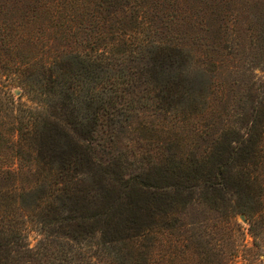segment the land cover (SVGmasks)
Listing matches in <instances>:
<instances>
[{
    "label": "trees",
    "instance_id": "16d2710c",
    "mask_svg": "<svg viewBox=\"0 0 264 264\" xmlns=\"http://www.w3.org/2000/svg\"><path fill=\"white\" fill-rule=\"evenodd\" d=\"M17 2L21 1L13 4ZM177 5L176 0H30L20 7L21 18L9 20L10 8L0 4V50L27 38L26 16L46 19L32 40L36 43L42 37L45 53L23 64L19 81L30 100L36 101L35 111L42 113L21 119L24 141L17 150L21 161L17 170L0 168V264H182L185 260L186 264H232L236 260L238 251L226 261L221 245H207L206 230L203 235L199 226L187 228L178 208L183 199L194 198L196 184L204 188L199 199L212 208L222 201L230 203L234 196L243 197L233 208L248 220L254 218V201L264 206V192L255 189L260 184L253 186L250 174L242 169L253 163L256 154L261 156V145L264 149V79L245 85L237 68L236 78L226 85L229 97L212 91V103L205 91L198 95L196 80L201 73L193 76L185 65L188 54L181 40L185 24L175 25V30L164 24L173 22L172 8L178 9ZM108 8L118 15L111 18ZM253 36L252 56L264 61V26ZM106 38V46L100 47ZM219 42L220 50L225 48L224 36ZM143 49L152 59L146 72L136 62ZM113 61L120 62L115 67L119 70L109 67ZM167 87L166 94L159 93ZM220 103L222 110L217 109ZM208 107L212 116L201 113ZM195 114L204 116L197 138L208 140V153L196 157L166 153L165 163L156 171L126 174L125 162L106 165L90 143L99 133L114 139V133L133 123L135 131L164 128L171 140ZM224 115L229 121L244 122L245 132L238 136L236 128L228 130ZM229 147L231 151H226ZM236 149L240 150L235 158L231 154ZM8 176L12 182L1 184L3 179L10 181ZM18 180L22 185L16 196ZM169 185L176 190L166 201L163 190ZM184 190L190 193L183 196ZM29 224L43 236L35 248L24 243ZM248 229L257 235L254 220Z\"/></svg>",
    "mask_w": 264,
    "mask_h": 264
},
{
    "label": "rangeland",
    "instance_id": "374dc122",
    "mask_svg": "<svg viewBox=\"0 0 264 264\" xmlns=\"http://www.w3.org/2000/svg\"><path fill=\"white\" fill-rule=\"evenodd\" d=\"M15 1L17 0H0L3 8L5 5L10 8L9 20L10 18H21L23 12L20 7L30 3V0H18L21 2H17L14 5L13 2ZM176 2H178V9L172 8L173 12L176 13V17L174 16L173 22L167 21L164 24L169 29L175 25L185 24L183 26L184 30L182 29L181 31L184 37L181 39L183 41L182 48H185L184 52L188 54L185 65L188 64V70L193 72V76L194 73H201V76L197 77L196 80L198 81L197 89L200 88L197 91L198 95L204 96L205 91L207 98L212 103V91L218 96L229 97L230 93H228L226 85L236 78L237 75H235L234 71L237 68L239 69V80L241 83V76H243L245 85L248 86L249 84L253 86L256 82L263 81L264 61L253 58L252 55L255 50H253L252 44L254 45L253 40L256 39L253 35L259 34L264 26V0H176ZM222 7H226L224 10L227 9V13ZM99 9H105V7L100 6ZM107 10L106 14L108 13L111 18L119 13L114 8H108ZM0 18H2V14H0ZM43 22H46L43 16L33 18L26 16L24 28L28 32L27 38L23 41L16 40L12 47H10V43L6 47L8 49L0 50V168L4 167L10 171H16L21 162L17 151L20 148V142L24 141L20 137L21 122L32 119L35 114L39 115L42 113L35 111L36 101L30 100L23 88L19 86V81L24 69L22 67L23 64L45 53V45L43 41H40L43 39L42 37L39 42L35 43L32 41L35 37H38L35 35L37 33L36 29ZM125 22L127 23V21ZM176 28L172 29L175 30ZM222 35L226 40L225 48L221 49L223 51L220 50L221 45L219 42L221 41L222 43ZM108 39H103L99 46H106ZM119 48L121 50V47ZM188 59L191 60L190 63H188ZM136 62L139 64V68L146 72L152 65L150 53L143 49L142 54L136 58ZM118 63L120 64V62ZM119 64L113 61L109 67L112 70H119V68H115L119 67ZM144 75L146 76L147 74L144 73ZM158 89L160 88H155V91L158 92ZM168 90L169 88L167 87L160 90L162 92L159 93L166 94ZM209 108L201 113L212 116L208 111ZM217 109H223L221 103L217 106ZM23 117H25V121H21ZM200 117L196 114L188 117L185 125L178 129L177 132L175 131L174 135L170 132L173 138L171 140L168 139L169 133L164 128L159 127L161 131H157L158 133L153 128L135 131V124L133 123L118 135L114 133V139H108V134L99 133L90 140V143L95 147L96 156L102 158L106 165L114 162L121 163L117 160L125 162L123 172L126 174L129 172L137 173L140 169L148 168L156 171L157 167L165 163L166 153L178 151L182 156L189 157L194 155L196 157L205 151L208 153V140L203 138L198 140L197 138V129H199V123H202L204 116L202 119ZM224 117L226 119L223 120V124L225 126L229 125L228 130L236 128L238 136L245 132L246 126L244 122L242 123L241 120L229 121L227 116L224 115ZM235 117L240 116L236 113ZM249 125L250 127L252 126L251 123ZM262 146H260L261 156L256 154L253 163H249L246 167L245 165L242 167L243 163L240 160L237 168L242 167L243 171L247 170L248 174H250V180L253 181L252 185L260 184V188L255 186L256 191L264 192V149ZM204 147L206 149L202 150ZM231 149L229 147L226 151H231ZM239 150H233L231 156L236 158ZM226 151L224 150L225 153ZM8 179L10 181H4L3 179L1 184H10L12 176H8ZM19 180L17 181V189H14L16 196L21 191L22 183ZM25 180L27 179L23 180L24 183H26ZM200 185L196 184L194 190H192L194 198H186L180 201V204L178 203L180 208H176L180 209L182 213L180 220L185 223L187 228L193 225L199 226L198 231H201L203 235V229L206 230V237L209 238L207 245L210 247L215 246V244L221 245L223 248L222 254L226 261L229 260L231 252L238 251L236 260L232 264L264 263V206L259 201H254V218L252 217L249 221L245 215L247 218L245 222L240 217L241 212H234L233 208L238 202H241L240 198L242 199L243 197L234 196V198H231L232 200L230 199V203L222 201L223 203H220L219 207L212 208L203 203L201 198L199 199L198 196L204 189ZM174 190L176 189L171 185L163 190L167 196L165 197L166 201L170 200V197L175 192ZM14 192L10 195L11 203H15L16 200ZM189 193V190H184L183 196H187ZM153 202L151 201V204ZM170 202L172 203L173 201L171 200ZM223 204H225V207ZM152 208L156 209L155 206H152ZM0 210H3V208H0ZM10 210L11 208L8 209V211ZM159 210L164 209L161 208ZM168 214L172 216L171 212H168ZM253 220L256 222L258 230L255 236L248 229ZM29 226L30 224L28 225V230H25L24 243L30 248H35L43 236L41 231ZM210 259L215 260L213 257H210ZM182 264H186V260ZM226 264L228 263L226 262Z\"/></svg>",
    "mask_w": 264,
    "mask_h": 264
},
{
    "label": "water",
    "instance_id": "95a60500",
    "mask_svg": "<svg viewBox=\"0 0 264 264\" xmlns=\"http://www.w3.org/2000/svg\"><path fill=\"white\" fill-rule=\"evenodd\" d=\"M240 217H241V219L243 220V221H247V218H246V216H245V214L244 213H241L240 214Z\"/></svg>",
    "mask_w": 264,
    "mask_h": 264
}]
</instances>
